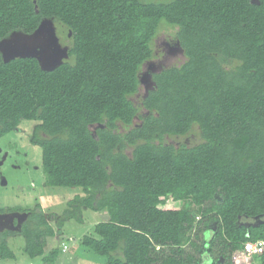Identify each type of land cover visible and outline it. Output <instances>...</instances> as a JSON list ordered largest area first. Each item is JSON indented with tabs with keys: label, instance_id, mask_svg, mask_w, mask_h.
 Wrapping results in <instances>:
<instances>
[{
	"label": "trees",
	"instance_id": "trees-1",
	"mask_svg": "<svg viewBox=\"0 0 264 264\" xmlns=\"http://www.w3.org/2000/svg\"><path fill=\"white\" fill-rule=\"evenodd\" d=\"M44 18L69 57H0V139L35 122L48 184L81 189L61 223L106 213L80 240L106 264H239L264 241V0H0V40ZM164 29L185 60L152 74L142 115L131 97ZM23 211L25 252L42 256L55 215ZM7 235L0 259L15 258Z\"/></svg>",
	"mask_w": 264,
	"mask_h": 264
},
{
	"label": "rangeland",
	"instance_id": "rangeland-1",
	"mask_svg": "<svg viewBox=\"0 0 264 264\" xmlns=\"http://www.w3.org/2000/svg\"><path fill=\"white\" fill-rule=\"evenodd\" d=\"M153 50V58L144 64L141 71L139 92L131 97L134 104L141 109L142 115L147 113L142 108V99L153 87L152 74L163 68L179 65L185 60L173 30L160 31L154 40ZM0 51L5 61L16 56L36 57L45 69H53L69 57V45L59 35L54 18H44L39 27L29 34L19 30L10 32L0 41ZM140 122L141 119L136 117L131 128ZM34 124V121H24L17 130L0 139V208L13 210L0 213V239L9 231L15 232L6 238L15 258L0 259V264H46L44 257L54 249L59 254L52 264H106L104 257L80 242L84 235L96 236L94 226L108 219L106 213L82 208L77 218L62 219L61 223L65 210L69 208L67 203L80 194L81 189L48 184L42 167L41 147L30 141ZM121 131L125 129L121 128ZM195 138L196 136H192L184 141L191 143ZM181 140L170 139L175 144ZM36 201L47 215H55L50 219L54 235L46 238L44 254L32 258L25 252L24 236L17 232L26 218L23 210L32 208ZM166 202L171 204L174 201L169 198ZM184 206L194 208L189 202H185ZM240 260L242 261L239 264H252L249 256Z\"/></svg>",
	"mask_w": 264,
	"mask_h": 264
},
{
	"label": "built area",
	"instance_id": "built-area-1",
	"mask_svg": "<svg viewBox=\"0 0 264 264\" xmlns=\"http://www.w3.org/2000/svg\"><path fill=\"white\" fill-rule=\"evenodd\" d=\"M264 252V241L247 242L244 247V256L253 258Z\"/></svg>",
	"mask_w": 264,
	"mask_h": 264
},
{
	"label": "flooded vegetation",
	"instance_id": "flooded-vegetation-1",
	"mask_svg": "<svg viewBox=\"0 0 264 264\" xmlns=\"http://www.w3.org/2000/svg\"><path fill=\"white\" fill-rule=\"evenodd\" d=\"M14 31H16V30H14ZM1 40H2V39H1ZM1 40H0V41H1ZM1 54H2V53H1V51H0V57H1V60H2L3 62H8V61L13 60V59H15V58L22 57V56H16V57L10 58V60H6V61H5V60L3 59V57H2Z\"/></svg>",
	"mask_w": 264,
	"mask_h": 264
}]
</instances>
